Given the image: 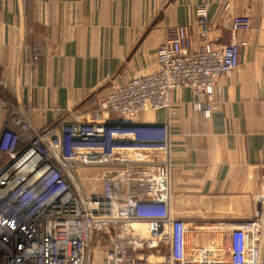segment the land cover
I'll return each instance as SVG.
<instances>
[{"label": "crops", "instance_id": "obj_1", "mask_svg": "<svg viewBox=\"0 0 264 264\" xmlns=\"http://www.w3.org/2000/svg\"><path fill=\"white\" fill-rule=\"evenodd\" d=\"M199 3L218 46L235 17L251 22L237 34L246 42L238 67L217 79L220 107L205 117L181 87L168 107L135 121L169 124L170 207L187 244L235 258L264 177V0H0V133L12 108L38 129L88 118L103 94L157 69V49L177 25L198 47Z\"/></svg>", "mask_w": 264, "mask_h": 264}, {"label": "built area", "instance_id": "obj_2", "mask_svg": "<svg viewBox=\"0 0 264 264\" xmlns=\"http://www.w3.org/2000/svg\"><path fill=\"white\" fill-rule=\"evenodd\" d=\"M195 13L198 47L188 25L173 27L157 69L103 94L88 118L38 129L12 108L0 133V264H264V177L242 255L189 245L170 207L169 124L135 121L181 87L205 117L220 107L217 79L238 67L246 42L237 34L251 22L235 17L218 46L207 4Z\"/></svg>", "mask_w": 264, "mask_h": 264}, {"label": "rangeland", "instance_id": "obj_3", "mask_svg": "<svg viewBox=\"0 0 264 264\" xmlns=\"http://www.w3.org/2000/svg\"><path fill=\"white\" fill-rule=\"evenodd\" d=\"M95 171V169H90L89 172L90 173H93Z\"/></svg>", "mask_w": 264, "mask_h": 264}]
</instances>
